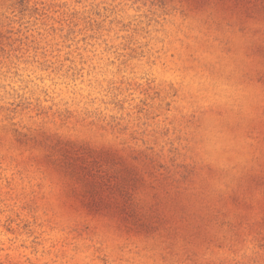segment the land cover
I'll return each mask as SVG.
<instances>
[{
    "label": "rangeland",
    "instance_id": "1",
    "mask_svg": "<svg viewBox=\"0 0 264 264\" xmlns=\"http://www.w3.org/2000/svg\"><path fill=\"white\" fill-rule=\"evenodd\" d=\"M0 264H264V0H0Z\"/></svg>",
    "mask_w": 264,
    "mask_h": 264
}]
</instances>
